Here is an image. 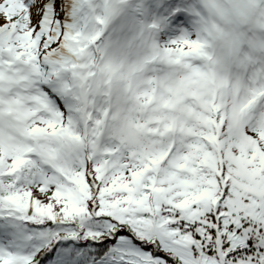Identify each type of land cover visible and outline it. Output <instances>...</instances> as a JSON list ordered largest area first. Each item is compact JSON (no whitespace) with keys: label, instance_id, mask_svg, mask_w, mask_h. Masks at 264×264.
<instances>
[{"label":"snow or ice","instance_id":"obj_1","mask_svg":"<svg viewBox=\"0 0 264 264\" xmlns=\"http://www.w3.org/2000/svg\"><path fill=\"white\" fill-rule=\"evenodd\" d=\"M0 264H264V0H0Z\"/></svg>","mask_w":264,"mask_h":264},{"label":"clouds","instance_id":"obj_2","mask_svg":"<svg viewBox=\"0 0 264 264\" xmlns=\"http://www.w3.org/2000/svg\"><path fill=\"white\" fill-rule=\"evenodd\" d=\"M256 46L258 49L261 47V40L259 38L256 41Z\"/></svg>","mask_w":264,"mask_h":264}]
</instances>
